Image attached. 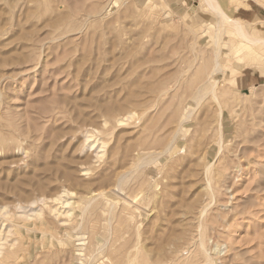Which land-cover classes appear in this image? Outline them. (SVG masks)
Segmentation results:
<instances>
[{
  "label": "rangeland",
  "instance_id": "rangeland-1",
  "mask_svg": "<svg viewBox=\"0 0 264 264\" xmlns=\"http://www.w3.org/2000/svg\"><path fill=\"white\" fill-rule=\"evenodd\" d=\"M216 20L201 0H0V264H264V46L227 32L216 55Z\"/></svg>",
  "mask_w": 264,
  "mask_h": 264
},
{
  "label": "bare ground",
  "instance_id": "bare-ground-1",
  "mask_svg": "<svg viewBox=\"0 0 264 264\" xmlns=\"http://www.w3.org/2000/svg\"><path fill=\"white\" fill-rule=\"evenodd\" d=\"M202 1V5L203 6H205L206 8H209V9H211L212 11H214V13L216 14V18H217V20H216V22H214V28H215V43H216V45H217V50H216V55L218 54V51L221 49V45L219 44V42H220V39H221V36H222V34H227V32H231V33H233L235 36H236V38H238V41L240 42V43H242V42H248V43H250V44H252V45H258V44H260V45H263L264 46V36H255L248 28H247V26H246V24H244V23H250V21H246V20H243V19H241V18H239V17H235V16H232L231 15V13H230V11H228L226 8H224L223 6H222V4H221V2H220V0H201ZM216 47V46H215ZM218 63H219V61H218ZM211 90H212V93H213V95L214 96H216V90H215V84H213V87L211 88ZM132 113V112H131ZM130 114V113H129ZM120 120V119H119ZM89 133V132H88ZM1 134V133H0ZM2 135V134H1ZM6 135V134H5ZM2 137V136H1ZM3 139V138H2ZM12 140V139H11ZM105 142V141H104ZM94 143V142H93ZM89 144V143H88ZM92 144V143H91ZM90 145V144H89ZM104 145V144H103ZM208 167V168H207ZM207 171H209V167H210V165L208 166L207 165ZM212 167V166H211ZM236 167V166H235ZM243 170V169H242ZM240 171V167L238 168V172ZM102 177V176H101ZM123 177V176H122ZM99 179V178H98ZM64 192H65V190H64ZM66 193V192H65ZM97 194H98V192H97ZM102 195L104 198H106L107 200H109V202H112V203H120L121 201H122V199L123 198H121V197H118V196H114L112 193H110L109 191H101L99 194H98V196L99 195ZM43 197V196H42ZM59 197V196H58ZM61 197H59V199H60ZM103 198V199H104ZM103 199H101V200H103ZM90 200V199H89ZM104 201V200H103ZM68 202L69 201H66L65 203H67L68 204ZM141 202V201H140ZM87 203H88V201H87ZM103 203V202H102ZM123 203L125 204V205H127V207L128 206H130V209H129V212H132V210L134 209H136L137 207H134V206H132L131 207V205H130V202H128L127 200H123ZM90 204V203H89ZM123 205V204H122ZM138 205V204H137ZM19 207H20V205H19ZM30 207V206H29ZM84 207V206H83ZM113 207V206H112ZM127 207H125L124 206V211H125V208H127ZM134 207V208H133ZM4 208V207H3ZM70 208H73V207H70ZM82 208V207H81ZM100 208V207H99ZM123 208V207H122ZM131 208H133V209H131ZM112 209V208H111ZM110 209V210H111ZM128 209V208H127ZM5 210V209H4ZM3 210V211H4ZM32 210V209H31ZM84 210H86V209H84ZM131 210V211H130ZM136 211V210H135ZM0 212H2L1 210H0ZM6 212V211H5ZM4 212V213H5ZM67 212V211H66ZM65 212V213H66ZM85 212V211H84ZM121 212V211H120ZM134 212V211H133ZM132 212V213H133ZM136 212H138V213H140L141 211L140 210H137ZM135 212V213H136ZM37 213V212H36ZM68 213H70V212H68ZM126 213V212H125ZM1 214V213H0ZM3 214V213H2ZM6 214V213H5ZM4 214V215H5ZM121 214V213H120ZM127 214V213H126ZM129 214V213H128ZM137 215V214H136ZM29 216H30V214H29ZM125 216V215H124ZM139 216V215H138ZM141 218V217H140ZM81 220H82V218H81ZM93 220V219H92ZM96 220V219H95ZM128 220V219H127ZM89 222H90V220H89ZM80 223V222H79ZM97 224V223H96ZM137 226V225H136ZM45 227V226H44ZM113 227V226H112ZM46 230V229H45ZM49 230V229H48ZM118 230V229H117ZM114 231V230H113ZM93 232V231H92ZM117 232V231H116ZM115 232V233H116ZM119 232V231H118ZM202 232V231H201ZM200 232V233H201ZM200 238V237H199ZM45 239V238H44ZM198 241H200V239L198 240ZM201 245H199V246H202V248L205 246V245H203V241L201 240ZM199 243V244H200ZM95 244V243H94ZM215 244H218V243H215ZM136 245V244H135ZM196 246H198V244L196 243ZM215 246V250H217V251H221V249L219 250V246L218 245H214ZM136 247V246H135ZM205 249V248H204ZM209 249V248H208ZM211 249H213L212 247H211ZM210 250V249H209ZM10 252H15V251H11V250H9ZM8 251V253H10ZM142 251V250H141ZM140 251V252H141ZM203 251V250H202ZM213 250H211V252H212ZM139 252V253H140ZM205 253H206V255H205V260H204V262L203 263H206V264H222L221 263V260L219 261L218 260V258L216 257H214L213 255H211V252L210 251H208V250H205L204 251ZM225 252V251H224ZM7 253V252H6ZM5 253V254H6ZM6 254L7 256L9 255H11V254ZM123 253H124V251H123ZM136 253V252H135ZM215 253V252H214ZM216 254H217V252H216ZM220 254V253H219ZM6 255H5V257H6ZM121 255V254H120ZM135 255V254H134ZM13 256H15L14 254H13ZM13 256L11 255L10 256V259H11V257L13 258ZM115 256V255H114ZM116 257H117V255H116ZM141 257V256H140ZM3 258V257H2ZM1 257H0V262L2 261V263H3V259H2ZM6 258H8V257H6ZM117 258H119V257H117ZM147 258V257H146ZM7 261V260H6ZM8 261H9V259H8ZM141 261V260H140ZM144 261V260H143ZM200 262V261H199ZM4 263H5V261H4ZM7 263V262H6ZM118 263V262H117ZM153 263V262H152ZM202 262H201V264H203Z\"/></svg>",
  "mask_w": 264,
  "mask_h": 264
},
{
  "label": "crops",
  "instance_id": "crops-1",
  "mask_svg": "<svg viewBox=\"0 0 264 264\" xmlns=\"http://www.w3.org/2000/svg\"><path fill=\"white\" fill-rule=\"evenodd\" d=\"M242 1L244 3H246V5H240L236 10H233V15H234V12L241 11L242 16L234 15L235 17H239V18L246 20V21H254L255 19H257L256 17H260V15H263L262 8L264 9V7H263L264 6V0H253L257 4L261 5V7H262L261 9L260 8L255 9L252 6V4L250 2H248V0H242ZM249 19H253V20H249ZM258 19H260L261 21H264V19H261V18H258ZM246 68L259 71L257 68H253V67H246ZM261 78H262L261 74L257 73L256 71H246L240 76L239 84L241 87H249V86L252 87V85L256 86V84L259 83Z\"/></svg>",
  "mask_w": 264,
  "mask_h": 264
}]
</instances>
